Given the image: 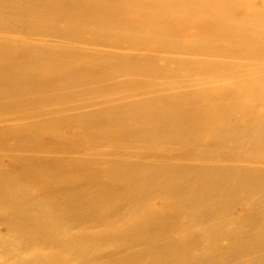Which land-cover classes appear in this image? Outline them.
Listing matches in <instances>:
<instances>
[{
	"label": "bare ground",
	"instance_id": "bare-ground-1",
	"mask_svg": "<svg viewBox=\"0 0 264 264\" xmlns=\"http://www.w3.org/2000/svg\"><path fill=\"white\" fill-rule=\"evenodd\" d=\"M0 264H264V0H0Z\"/></svg>",
	"mask_w": 264,
	"mask_h": 264
}]
</instances>
